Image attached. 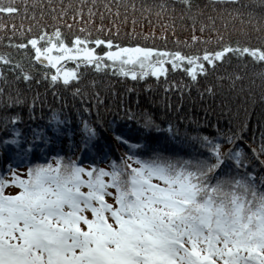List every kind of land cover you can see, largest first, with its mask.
Segmentation results:
<instances>
[{
  "label": "snow or ice",
  "instance_id": "snow-or-ice-1",
  "mask_svg": "<svg viewBox=\"0 0 264 264\" xmlns=\"http://www.w3.org/2000/svg\"><path fill=\"white\" fill-rule=\"evenodd\" d=\"M180 4L194 21L193 34L184 40L186 48L150 45L149 38H156L154 32L144 33L139 41L129 34L127 42L99 35L92 41L83 29L69 36L63 29L72 25L49 26L36 19L37 8L40 17L47 14L41 0H33L31 5L33 24L21 25L18 32L11 25L6 43L24 50L33 63L47 65L44 75L53 86L60 81L67 87L78 82L81 65H93L97 70L115 68L133 78H142L149 71L155 77L166 76L170 66L183 69L192 82L199 83L201 74L207 77L233 56L246 66L255 65L264 79V35L256 37L255 43L243 29L244 39L226 37L194 0H180ZM66 7L59 9L48 0V11L59 9L61 17L66 15ZM159 8L167 11V0H161ZM23 10L28 12L27 0ZM20 11L16 0H0V15L15 16ZM228 11L231 17L241 18V25L251 24L264 33V15L253 19L250 12L245 21L238 9ZM197 17L202 18L200 34L195 28ZM206 28L217 33L212 47L213 38L203 35ZM160 39L167 41V31ZM93 43L103 50L92 47ZM197 43L204 47L195 48ZM0 63L10 64L25 81L33 78L31 65L26 68L7 52L0 51ZM229 79L234 86L242 77L237 70ZM205 90L212 93L213 85H206ZM73 91L79 93V89ZM7 119L15 121L19 116L6 118V123ZM51 119L59 117L53 112ZM144 127H152L150 118H145ZM12 130L14 135L0 141L5 150L9 143H20L19 130ZM83 130L88 134L82 137L85 143L96 135L87 120ZM235 135L198 136L202 150L185 155L161 151L146 137L144 147L138 148L140 154L126 153L119 162L110 160L108 167L59 155L23 169L9 166L6 172L0 171V264H264V174L257 178L248 157L235 143ZM118 139L125 141L123 136ZM221 141H227L229 147L224 148ZM23 143L16 151L20 157L33 148L31 139ZM250 153L264 156V140ZM259 163L264 165V160ZM12 186L18 190L8 191Z\"/></svg>",
  "mask_w": 264,
  "mask_h": 264
},
{
  "label": "trees",
  "instance_id": "trees-1",
  "mask_svg": "<svg viewBox=\"0 0 264 264\" xmlns=\"http://www.w3.org/2000/svg\"><path fill=\"white\" fill-rule=\"evenodd\" d=\"M41 2L47 12L40 17L39 9H36V19L41 24H70L71 29H63L67 35L83 29L90 34L92 41L99 35L127 42L129 34L139 41L144 33L154 32L156 38H149L150 45L175 50L177 47L186 48L185 37L193 34L194 21L190 13H184L180 0H167V11L163 12L159 8L161 0H51L59 9L67 6L63 17L59 16V9L55 13L48 11V0ZM32 3L33 0H27L28 12L25 13V0H16L21 8L18 14L0 15V25L9 26L0 28V51L9 53L12 59L20 61L26 68L31 65L33 74L31 80L25 81L19 73L13 72L10 64L0 63V71L4 73L0 76V141L12 133L13 127L18 129L20 144H24V139H31L33 143L29 163L46 162L37 155V146L43 145V135L50 131L55 120L51 116L55 112L59 120L53 132L71 135L87 120L96 130L90 146L96 151L109 153L117 162L126 153L140 154L138 148L144 147L146 137L161 151L185 155L202 150L198 136L215 137L218 133L227 135L232 132L236 134L235 143L256 170L257 178L264 174V165L259 163L264 156L254 157L250 153L251 148H258L264 140V79L255 65L249 63L246 66L233 56L219 64L207 77L201 74L199 83L192 82L183 69L172 70L170 66L166 76L155 77L148 72L142 78H133L115 68L102 66L97 70L93 65H81L78 82H71V87L64 86L62 81L53 86L44 75L47 65L38 61L33 63L24 50L9 47L6 43L13 31L11 25H16L18 32L21 25L27 28L33 24ZM194 3L202 9L205 17H213L215 27L226 37L244 39L243 33H248L255 43L256 37L264 35L251 24L241 25V18L231 17L228 11L238 9L244 14L245 21L251 12L255 19L264 15V0H194ZM148 5L152 6L150 11L145 7ZM89 6L93 13L91 17ZM79 8L83 9L82 13L76 12ZM117 8L119 15L116 14ZM201 19L197 17L195 20L197 34H200ZM204 22L207 23L206 20ZM164 31H167V41L160 39ZM203 35L212 37L213 43L209 47L214 46L217 33L206 28ZM91 46L103 50L102 46L94 43ZM202 47L204 45L200 43L195 45V48ZM69 64L75 66L74 62ZM237 70L242 79L236 80L233 86L229 75ZM208 84L213 85L212 93L205 90ZM74 89H79V93ZM13 115L19 119H7L6 123V118ZM146 117L151 119V128L144 127ZM34 135L38 137L36 140ZM119 136H123L125 141L118 139ZM221 143L224 148L229 147L227 141ZM43 151L48 154L46 148Z\"/></svg>",
  "mask_w": 264,
  "mask_h": 264
},
{
  "label": "rangeland",
  "instance_id": "rangeland-1",
  "mask_svg": "<svg viewBox=\"0 0 264 264\" xmlns=\"http://www.w3.org/2000/svg\"><path fill=\"white\" fill-rule=\"evenodd\" d=\"M149 73L151 74V72L149 71ZM79 137V136H78ZM51 139V142L53 143V144H55V142L57 143V146L58 147H61V148H66L67 147V141H68V138L67 137H64V138H62V137H58V138H50ZM11 148V150L13 151L12 152V157L14 158V159H17V158H21V161H23L22 159H24V162H25V158H26V156H24V157H20V156H18V155H16V151H17V149H18V147L17 146H14L13 144H12V146L10 147ZM18 160V159H17ZM110 160H112L111 158H107V157H105V158H103L101 161H100V166H102V167H108L109 166V161ZM19 161V160H18ZM93 163V160L91 159V158H89V160L87 161V163H84V164H86V165H90V164H92ZM25 166V165H24ZM20 167V166H17L15 169H23V168H26V166L25 167ZM8 191H17L18 190V188L16 187V186H12V187H10V188H8L7 189Z\"/></svg>",
  "mask_w": 264,
  "mask_h": 264
}]
</instances>
